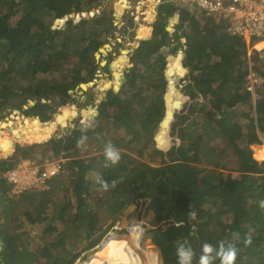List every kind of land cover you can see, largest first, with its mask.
Here are the masks:
<instances>
[{"label":"trees","instance_id":"1","mask_svg":"<svg viewBox=\"0 0 264 264\" xmlns=\"http://www.w3.org/2000/svg\"><path fill=\"white\" fill-rule=\"evenodd\" d=\"M106 1L0 0V111L10 94L74 103L67 88L75 85H82L78 92L90 100L93 95L84 86L101 63L100 41L109 43L111 34L115 39L114 11L24 49L13 43L37 20L52 26L72 14L96 12ZM176 16V36L185 43L175 60L183 75L162 71L163 45L158 38L145 41L132 57L134 66L120 93L95 106L99 115L80 138L77 132L47 144H17L12 157L0 159V250L7 254L0 264H77L100 249L123 212L140 200L155 203L171 218V228L152 239L159 264H177L175 243L182 240L195 250L194 264L204 243L218 246L222 241L239 249L236 264H264V209L259 207L264 168L252 149L264 138V86L255 98L245 90L246 42L227 32L217 17L181 10ZM63 53L68 57L62 58ZM253 70L264 77L258 60ZM183 83V93L192 101L200 97V105L175 106L170 88L179 93ZM169 116L174 131L164 128ZM162 131L167 135L163 145ZM109 142L121 160L106 167ZM141 153H148V162L138 158ZM61 155L67 162L43 191L13 194L4 176L16 161L43 165ZM95 173L89 189L86 175ZM99 181H107L108 190ZM247 234L251 245L244 243Z\"/></svg>","mask_w":264,"mask_h":264},{"label":"rangeland","instance_id":"2","mask_svg":"<svg viewBox=\"0 0 264 264\" xmlns=\"http://www.w3.org/2000/svg\"><path fill=\"white\" fill-rule=\"evenodd\" d=\"M173 4L171 6L170 4ZM169 6L170 17L168 18L169 26L167 32L163 33L162 37L158 36L157 34L151 32L149 34L150 37H147L146 35H140V31L145 26V21L148 19L149 15L152 14L154 11L152 8L156 5L158 9H161V7L165 5ZM184 5V6H183ZM178 10L181 11H187V12H194L198 14L205 13L203 10L192 7L190 5H185L183 3H180L178 0H107L105 4L99 8L96 12L90 13V14H72L71 17L62 20L69 23V27L67 30L63 28V25L58 24L60 21H56L52 26H44L39 22L38 20L34 22L33 26L31 28H24L28 30L29 34L35 33V30L41 26L43 28L49 27V28H61L65 33L72 32L77 27L87 24L88 22L93 21L95 16H97L98 20H101L105 18L108 14H110L111 11L115 12L117 20H115L116 25L118 27L117 32L114 34L115 39L112 38V35H109V43L104 44V40L100 41L99 47L102 54L101 63L98 65V68L103 71H99L98 74H95L88 83L84 87H86V91L91 93L93 96L90 98V100H87V97L84 96L86 92L81 91L78 92V88L74 89L73 87L69 88V95L68 99H71L74 101V103L63 105L67 109L71 111V115L69 119L66 121L65 126L63 124H59L58 129L54 132L51 138L45 140V141H37L35 137L32 139H28L27 136L21 135L19 137H15L12 131L10 130V127H4L5 124L10 125L12 124V127L15 129L21 130V126L26 124L29 119L24 118L23 113L30 112L33 110H38V115L41 114V110L39 108H36L34 106V102L31 105H25L21 108H16L15 105H7V98L10 95H18V94H10L7 96L5 100V107L0 111V115H6L5 120L0 119V135L3 138H12L15 141V147L11 148L12 156L15 152V148L17 144L23 145V146H33V145H42L51 143L54 141H57L60 138L65 137L66 135L73 134V133H79L78 138H80L81 134L84 132V129L90 124L91 119L93 117H97L99 114L96 110L95 112V106L99 104L100 102H105L108 98L111 99V96L109 94L110 90H113V95L115 93H120L121 87L126 82V74L130 72L131 69H133V62L132 57L136 54L137 50L140 49V47L143 45V42L146 41V39H150L146 42H155V38H158L160 43H164V41L168 38L171 39V41H175L177 39L176 33L178 31V28L176 27L178 24V20L176 13ZM206 14V13H205ZM214 19L217 15L213 16ZM37 22H39L37 24ZM134 23V24H133ZM56 34V33H54ZM26 35V34H25ZM24 35V36H25ZM108 40V38H107ZM113 40V41H112ZM21 41V40H20ZM264 46V44L262 45ZM174 48L178 49V52L174 54L173 50ZM182 48V41L180 45H174L171 47L163 48L165 50V57L167 58L165 60V63L162 64L163 68L162 71L165 69L169 70V74L173 76L174 74L180 73L183 75V71L181 70V67H179V61L175 60V55L180 53ZM18 49V48H17ZM24 49V48H22ZM110 56V59L108 58ZM162 56V55H161ZM68 54L63 53L62 58H67ZM254 63H257V58L255 57ZM173 69V70H172ZM94 70V69H93ZM107 70V71H106ZM106 71V72H105ZM112 75V76H111ZM111 77L114 79V81H110ZM142 77V75L140 76ZM175 76L173 77V81H175ZM245 81V79H244ZM95 84V87H92ZM183 86L180 87V92L176 93V90H172L171 93L174 94L173 98L176 100L175 105H178L177 107H180L182 104H192L194 105V101H191L188 98V94L183 93ZM244 87H246V83L244 84ZM124 92V91H123ZM24 95V94H23ZM28 95V94H25ZM32 97L31 95H28ZM36 97V96H35ZM44 98V104L56 107L60 104V97H55L53 100H48L44 96L37 97V99L41 100V98ZM66 96H63L65 98ZM192 102V103H191ZM181 103V104H180ZM82 104V105H80ZM20 113V114H17ZM19 117V119H18ZM17 119V120H14ZM38 120V118L33 119ZM31 122V121H30ZM171 131H174V127L171 128L169 126ZM41 130H44V127L40 126ZM168 128V127H164ZM167 136L162 131L159 136L160 144H165L164 137ZM175 134L173 135L174 138ZM166 147V146H165ZM264 148V141L258 140L255 145L252 147V149L255 152L254 158L259 163L260 168H264V161H261L258 159V153ZM138 158L142 159L145 162H148L147 154L148 153H141ZM1 158H7L5 153H0V159ZM98 175L95 173L93 176L86 175V183H88L87 188L89 187V184L91 186V181L93 183V178L97 179ZM68 185H70L68 183ZM90 189V187H89ZM89 191V190H88ZM88 193V192H87ZM130 208V207H129ZM128 208V209H129ZM88 210L87 208L85 209ZM127 210V209H126ZM125 210V211H126ZM165 214L169 216V213L166 211ZM172 226V225H170ZM38 227V226H37ZM171 227L167 228L165 231L157 232V233H164L167 232ZM115 230V229H114ZM50 232L45 229V234H49ZM114 233V232H113ZM153 239V238H152ZM64 247V244L62 245ZM101 249V247H100ZM94 250L88 254H85L79 259L77 264H84L86 262H91V260L95 259L96 254H99L98 250ZM150 251L155 252L158 254L157 263L159 264V252L157 248L153 245L152 240L150 244ZM102 253V252H100ZM142 264H148L147 259L142 260Z\"/></svg>","mask_w":264,"mask_h":264},{"label":"bare ground","instance_id":"3","mask_svg":"<svg viewBox=\"0 0 264 264\" xmlns=\"http://www.w3.org/2000/svg\"><path fill=\"white\" fill-rule=\"evenodd\" d=\"M178 1L188 5L185 2L186 0ZM169 6V4H166L161 7V9H158L155 5L152 8L154 12L150 14L148 19L145 21V26L142 31H140V35L144 34L147 37H150L149 34L153 32L162 37L163 33H165V31L167 32L169 26ZM38 23L39 22H37V24ZM58 24L63 25V28L69 30V23L66 21H60ZM63 34L64 31L61 28H43L39 26L33 34H29L27 29L22 31L21 41L13 44L16 48L22 49L27 47L29 44L37 43L42 38H48L52 35L61 36ZM181 40L182 39L177 37L175 41H169V45L162 44L163 48L171 47L172 44L174 47V45H178ZM163 48L160 50V55L163 54L161 51L165 52ZM175 50L178 51V49L174 48L173 52ZM95 68V72L98 74L100 71L98 65H96ZM109 94L112 97L113 90H110ZM188 97L190 98L189 94ZM193 101L194 103L196 102L200 105L202 99L199 97L197 100ZM33 102L34 106L41 110V114L38 115L37 112L32 111H28L25 114L23 113L24 118L29 119L31 122L28 121L26 124L22 125L20 131L15 128L11 131L15 137L25 135L28 139L35 137L37 141H45L52 137L54 132L58 129L59 124H63L65 126L66 121L71 115V111L63 105L52 107L44 104L45 102L43 97L41 100L37 99L35 96L30 97L27 95H10L7 98V105H15L16 108L31 105ZM35 118H38V120L34 121L33 119ZM7 126L12 127V124ZM40 126L44 127L43 131ZM12 140V138H3L0 135V153L11 151ZM258 154V159L264 161V148L259 151ZM169 225H172L171 218L167 216L165 212L161 209L160 211L156 210L147 203H140L136 208L130 210L122 218V222L117 233H113L111 239L104 244L103 248L98 250L99 254H96L95 259L84 264H142L143 259H147L148 264H156L157 254L150 251L151 237L148 239L147 244H145V248L142 243L148 238V235H150L151 232L157 233L161 230L160 226L166 228ZM155 227L156 229L152 231L151 229ZM4 258L5 254L0 250V259L3 260Z\"/></svg>","mask_w":264,"mask_h":264},{"label":"built area","instance_id":"4","mask_svg":"<svg viewBox=\"0 0 264 264\" xmlns=\"http://www.w3.org/2000/svg\"><path fill=\"white\" fill-rule=\"evenodd\" d=\"M188 5L203 10L208 16H218L227 32L243 38L246 50L242 54L247 66L246 90L253 95L259 86L264 85V77L253 70L255 57L264 65V0H186ZM20 114V113H17ZM19 119V117H18ZM65 156L40 165L39 162L16 161L15 167L5 174V179L17 197L31 188L43 191L47 182L60 174Z\"/></svg>","mask_w":264,"mask_h":264},{"label":"clouds","instance_id":"5","mask_svg":"<svg viewBox=\"0 0 264 264\" xmlns=\"http://www.w3.org/2000/svg\"><path fill=\"white\" fill-rule=\"evenodd\" d=\"M244 88L246 90V87ZM257 89L258 87L256 88V90ZM252 96L255 98V94L254 95L252 94ZM168 119H169V124H170L171 116H169ZM89 126H91V124H89ZM169 126H172V125H169ZM84 139H86V137H82L81 140L78 141V144L83 143ZM260 140L264 141V138H261ZM104 155H105V161H106L105 166L106 167L115 166L121 160L120 151L117 148H115V146L112 145L110 142L105 145ZM99 183H101L102 188L105 191L108 190L109 184L107 181H99ZM112 183L115 184V181H113ZM259 207L261 209H264V199L259 201ZM188 216L191 219H194L195 213L190 211ZM233 235H234V238H238V234H233ZM244 243L245 245H251L252 238L250 234L246 235ZM175 248H176V256H177V264H194L196 252L188 241L182 240V241L176 242ZM238 254H239V249L235 246V244H232V243H226L222 241L220 242L218 246H214L209 243H204L202 245L201 254L196 264H217V261H219V264H236Z\"/></svg>","mask_w":264,"mask_h":264},{"label":"water","instance_id":"6","mask_svg":"<svg viewBox=\"0 0 264 264\" xmlns=\"http://www.w3.org/2000/svg\"><path fill=\"white\" fill-rule=\"evenodd\" d=\"M171 6H173V4L171 3L170 4ZM39 21V20H38ZM40 22V21H39ZM140 33V32H139ZM53 36H57V35H52L51 37H48V38H42V39H40L37 43H39V42H41V41H45V40H48V39H50V38H52ZM150 39H146V41H149ZM169 41H171V39H168L167 41H165L164 43H162V44H164V45H169ZM163 52V54H162V60H163V63H165V60L167 59L166 57H165V52L164 51H161V53ZM178 51L177 50H175L174 51V54H176ZM96 68H94V75L96 74ZM86 85V84H85ZM82 85H75V86H73V88L74 89H79V87H81ZM67 90H70L69 88H67ZM170 90L172 91V90H175V87H171L170 88ZM28 96V95H27ZM178 105H176V107H177ZM164 127H168L169 126V119L168 120H166L165 122H164ZM8 127L7 126V124H5L4 125V127ZM171 128H173V126H171ZM10 130H14V128L13 127H10ZM20 138V137H19ZM15 141L16 140H12L11 141V146H12V149L15 147ZM5 155H6V157L7 158H9V157H12V153L11 152H5ZM140 203H147L148 205H150V206H152L153 208H155L156 210H159L160 211V207L158 206V205H156L155 203H153V202H148V201H144V200H140V201H137L135 204H133L129 209H127L126 211H124L123 212V214L121 215V217H120V219H119V221H118V223H117V225H116V227H115V230H114V233H117V231H118V229H119V227H120V224H121V222H122V218L130 211V210H132V209H134V208H136ZM169 227H171L170 225L169 226H167L166 228H164V227H162V226H160V228H161V230L159 231V232H162V230L163 231H165L167 228H169ZM156 229V227L155 228H153V229H151L152 231H154ZM156 233H150V235H148V238L142 243V245H143V247L145 248V244H147V241H148V239L151 237V240H152V238H153V236L155 235ZM111 239V237L110 238H108L103 244H102V246H101V248H103V246H104V244L108 241V240H110ZM5 254V258L7 257V254L6 253H4ZM157 258H158V254H157Z\"/></svg>","mask_w":264,"mask_h":264},{"label":"flooded vegetation","instance_id":"7","mask_svg":"<svg viewBox=\"0 0 264 264\" xmlns=\"http://www.w3.org/2000/svg\"><path fill=\"white\" fill-rule=\"evenodd\" d=\"M169 13H170V12H169ZM170 15H171V14H170ZM169 17H170V16H169ZM178 22H179V20H178ZM168 39H170V38H168ZM168 39H166L165 41H167ZM165 41H164V42H165ZM181 41H182V47H183V45H184L185 42H184L183 40H181ZM161 44H162V42H161ZM180 44H181V42H180L178 45H180ZM175 56H176V55H175Z\"/></svg>","mask_w":264,"mask_h":264},{"label":"crops","instance_id":"8","mask_svg":"<svg viewBox=\"0 0 264 264\" xmlns=\"http://www.w3.org/2000/svg\"><path fill=\"white\" fill-rule=\"evenodd\" d=\"M195 100H197V98Z\"/></svg>","mask_w":264,"mask_h":264}]
</instances>
